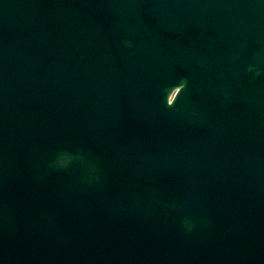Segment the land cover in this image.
I'll use <instances>...</instances> for the list:
<instances>
[{"label": "water", "instance_id": "water-1", "mask_svg": "<svg viewBox=\"0 0 264 264\" xmlns=\"http://www.w3.org/2000/svg\"><path fill=\"white\" fill-rule=\"evenodd\" d=\"M0 264H264V0H0Z\"/></svg>", "mask_w": 264, "mask_h": 264}]
</instances>
